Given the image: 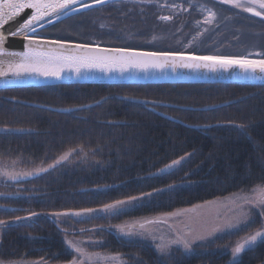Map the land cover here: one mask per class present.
I'll list each match as a JSON object with an SVG mask.
<instances>
[{
  "label": "trees",
  "instance_id": "1",
  "mask_svg": "<svg viewBox=\"0 0 264 264\" xmlns=\"http://www.w3.org/2000/svg\"><path fill=\"white\" fill-rule=\"evenodd\" d=\"M210 3L227 13L225 19L260 25ZM159 7L133 0L107 4L37 37L179 52L170 45L149 47L154 32L165 30L159 24L164 23ZM124 23L144 29V35L112 31ZM200 49L191 52L201 54ZM0 127L9 128L0 132V160L17 159L22 168L49 166L75 151L66 164L13 183L0 182L2 262L69 263L72 252L64 236L94 230L101 250L121 254L129 264H228L229 255L222 249L262 227L264 208L251 211L250 221L239 230L194 245L190 255L174 248L167 256L158 255L148 243L124 240L111 229L264 185V87L77 85L1 91ZM82 154L87 159L80 161ZM184 157L176 169L157 174ZM130 197L139 203L117 215L73 218L74 213L102 210ZM53 214L67 221L57 222ZM233 264H264V240Z\"/></svg>",
  "mask_w": 264,
  "mask_h": 264
},
{
  "label": "rangeland",
  "instance_id": "2",
  "mask_svg": "<svg viewBox=\"0 0 264 264\" xmlns=\"http://www.w3.org/2000/svg\"><path fill=\"white\" fill-rule=\"evenodd\" d=\"M133 3H139L141 6L154 3L157 6H161L159 9L163 10L160 17H171L167 21L159 18L161 22H164L159 24L165 30L158 29L154 32L155 34L150 39L149 47L151 48L170 45L171 48L180 50L179 52L192 53L193 48L197 50L201 48V54L219 52L232 55H246L249 51H264V29L259 24L248 20L244 22H237L233 18V21L227 20L223 17V15L227 14L225 11L202 6L199 2L193 0H177L175 3L171 2V0H133ZM227 5L232 7L229 4ZM207 9H211L216 13V19L211 25L203 23L198 25L197 22L203 21L207 15ZM245 13L251 15L248 12ZM103 27L105 26L103 25ZM205 28L208 31H203ZM104 30L108 31V28ZM112 31L115 33L125 32L127 35L134 37L144 35L145 32L142 28L133 27L125 23ZM198 33L201 34L198 35ZM153 37H156V39H153ZM134 101L150 103L146 104V106H162L161 104L145 100ZM2 131H9V128L0 127V132ZM66 153L68 154L67 157L61 160L60 156L52 164V167L66 164L75 151H67ZM86 159L87 156L82 154L79 160L83 161ZM185 159L186 157L176 161V163L169 165L171 167L168 166L157 174L176 169ZM57 161L59 162L57 163ZM49 168L51 167L43 165L22 168L17 159L0 160V182L13 183L43 172L40 169L45 171ZM261 198H264V185L254 187L248 192L234 193L167 214L126 221L111 227V229L124 240L148 243L160 256H167L174 248L179 249L185 255H190L194 252V245H203L225 233L237 231L245 226L252 217L251 211H259L264 208V203L260 202ZM124 201L125 203L117 208L97 210L75 215L73 218L76 221H82L96 216L109 217L127 211L139 203V199L131 200L130 202L129 200ZM173 213L179 214L173 215ZM52 217L57 222L67 221L65 216L59 214H53ZM148 221L153 222L148 223ZM0 227L2 228L3 225L0 224ZM257 232H260L261 235L257 236L255 240H248L247 243H244L247 238L254 236ZM95 233L96 231L92 230L85 232V236H64V243L72 252V259L66 264H73V261L76 264H129L123 255L101 250L102 242L95 237ZM263 240L264 221L261 228L239 239L231 247L222 249V251L229 255L228 264H233L240 259L241 254L245 250L253 248ZM241 243L244 244V247L240 253L234 255L233 249L237 244ZM0 264L51 263L43 260H20L12 262L0 261Z\"/></svg>",
  "mask_w": 264,
  "mask_h": 264
},
{
  "label": "snow or ice",
  "instance_id": "3",
  "mask_svg": "<svg viewBox=\"0 0 264 264\" xmlns=\"http://www.w3.org/2000/svg\"><path fill=\"white\" fill-rule=\"evenodd\" d=\"M108 0H93L91 4L84 0H0V29L5 24L19 16L25 9H32L30 17L18 28V32H36V25L44 21L46 17L56 16L59 20L61 15L67 16L69 12H79L82 9L94 7L107 3ZM221 4H229L234 8H240L252 16L264 19V0H220ZM162 20H169L171 17L162 16ZM216 19V13L207 9V15L203 21L197 24L211 25ZM49 23L53 21L48 20ZM203 31H208L207 28ZM201 33H198V35ZM5 34L0 32V54H3ZM28 43L24 46L23 52L11 53L19 57L18 62L10 63L6 70H0V77L12 75L19 78L24 75H37L45 78L59 79L64 71H71L80 75L82 71L97 70L105 74L109 72L124 73L129 70L147 72L149 70L163 71L169 67L187 69H206L211 72L229 71L238 68L241 73L255 75L264 74V51H249L246 55L222 54H197L177 51H139L132 48L103 47L99 44H85L79 42H67L58 39L28 37ZM156 39V37H153ZM195 39V38H194ZM191 43V42H189ZM67 153L61 156L63 160ZM59 161H57L58 163ZM176 163V162H173ZM52 167V165H49ZM171 167V166H169ZM44 171V169H40ZM137 199L130 197L131 200ZM264 203V198L260 199ZM125 201H116L115 204H106L103 210H111L123 205ZM92 209H85V213L92 212ZM82 213H74L81 215ZM179 213H173L178 215ZM153 221H148L152 223ZM2 223V222H0ZM261 233L247 238L255 240ZM187 247V245H185ZM244 244H237L233 254H238ZM73 264H76L73 261Z\"/></svg>",
  "mask_w": 264,
  "mask_h": 264
},
{
  "label": "water",
  "instance_id": "4",
  "mask_svg": "<svg viewBox=\"0 0 264 264\" xmlns=\"http://www.w3.org/2000/svg\"><path fill=\"white\" fill-rule=\"evenodd\" d=\"M126 0H108L107 3L99 4L91 8L82 9L79 12H69V15H61L57 20L56 16L46 17L36 25V32H18L16 35H11L12 32H17L20 25H22L32 14V9H25L19 16L9 21L0 29V32L5 34V41L3 44L4 52L0 54V63L18 62L19 57L11 55V53L23 52L24 46L28 43V37H37V34L51 26L61 23L75 15ZM220 3V0H212ZM84 2L91 4L93 0H84ZM228 6L227 4H223ZM233 8V7H231ZM245 13L243 10L233 8ZM252 16V15H250ZM256 17V16H254ZM260 18V17H257ZM51 19L53 22L49 23ZM261 19V18H260ZM264 21V19H261ZM106 47V46H103ZM142 51V50H139ZM150 86V85H235L247 87H264V74L248 75L243 74L238 68L230 69L229 71L211 72L206 69H187L171 67L159 71L149 70L147 72L139 70H129L124 73L109 72L107 74L92 70L82 71L80 75H76L71 71H64L59 79L45 78L37 75H24L19 78L13 77L11 74L6 77H0V92L41 88V87H56V86ZM150 104L146 102H138ZM205 110V109H203Z\"/></svg>",
  "mask_w": 264,
  "mask_h": 264
},
{
  "label": "flooded vegetation",
  "instance_id": "5",
  "mask_svg": "<svg viewBox=\"0 0 264 264\" xmlns=\"http://www.w3.org/2000/svg\"><path fill=\"white\" fill-rule=\"evenodd\" d=\"M193 1H197L199 2L202 6H206V7H212L210 4V1L208 0H193ZM214 5V4H213ZM216 7V5H214ZM214 8V7H212ZM216 10V9H215ZM253 19V18H252ZM228 20V19H227ZM231 20V19H229ZM254 20V19H253ZM255 21V20H254ZM257 21V20H256ZM260 23V22H259ZM260 26L264 29V24L260 23Z\"/></svg>",
  "mask_w": 264,
  "mask_h": 264
},
{
  "label": "bare ground",
  "instance_id": "6",
  "mask_svg": "<svg viewBox=\"0 0 264 264\" xmlns=\"http://www.w3.org/2000/svg\"><path fill=\"white\" fill-rule=\"evenodd\" d=\"M12 62H7V63H0V70H6L8 68V65ZM16 63V62H15Z\"/></svg>",
  "mask_w": 264,
  "mask_h": 264
}]
</instances>
